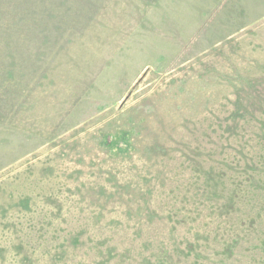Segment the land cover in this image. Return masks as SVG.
I'll return each mask as SVG.
<instances>
[{"label": "rangeland", "instance_id": "rangeland-1", "mask_svg": "<svg viewBox=\"0 0 264 264\" xmlns=\"http://www.w3.org/2000/svg\"><path fill=\"white\" fill-rule=\"evenodd\" d=\"M0 264H264V0H0Z\"/></svg>", "mask_w": 264, "mask_h": 264}]
</instances>
